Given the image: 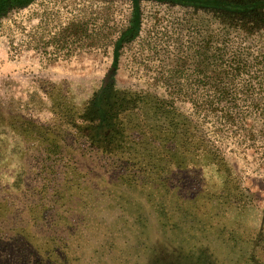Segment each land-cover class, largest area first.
Masks as SVG:
<instances>
[{"label":"rangeland","instance_id":"rangeland-1","mask_svg":"<svg viewBox=\"0 0 264 264\" xmlns=\"http://www.w3.org/2000/svg\"><path fill=\"white\" fill-rule=\"evenodd\" d=\"M179 2L140 0V36L152 22L157 30L171 28L175 36L193 42L234 29L236 43L244 37L238 48L261 62L253 63L250 85L234 80L237 107L232 119L194 120L220 146L231 167L233 181L227 185L235 188L233 202L203 198L196 211L190 201L178 206L170 198L176 189L154 188L158 169L146 160V145L132 147L138 157L126 163L124 154H132L124 148L131 143V130L137 133L136 126H151L154 120L135 119L132 108L110 119L101 111L106 86L118 91L119 98L123 89L146 88L163 95L157 74L161 65L164 73L171 68L169 59H142L136 41L126 53H113L109 34L96 37L104 46L74 48L57 59L50 55L47 40L68 18H91L103 31L124 27L133 17L135 0H0V264H9L8 251L15 264H264V8L242 15L181 7ZM156 13L167 20L158 22ZM239 24L247 30L237 28ZM53 99L66 100L90 120H64V110L52 107ZM177 105L192 113L189 103ZM80 125H85L83 137L75 130ZM43 130L57 132L74 147L93 146L91 159L78 163L87 179L82 190L66 178L62 162L50 166L54 180L46 183L38 152L46 147L45 138L32 137ZM195 177L198 183L185 184L204 190L205 196L219 183L212 166L191 172L190 179ZM53 190L62 195L55 204V198L47 199ZM144 194L150 195V205ZM161 195L168 200H160ZM208 208L211 212L203 214Z\"/></svg>","mask_w":264,"mask_h":264},{"label":"trees","instance_id":"trees-1","mask_svg":"<svg viewBox=\"0 0 264 264\" xmlns=\"http://www.w3.org/2000/svg\"><path fill=\"white\" fill-rule=\"evenodd\" d=\"M178 1H180L181 7L217 8L242 15H247L264 8V0ZM139 3L140 0H135L134 14L132 19L128 21V24L119 28H113L112 25V29L109 28L110 30L107 29L106 31L97 29L91 18L85 20L80 15L68 18L47 40V45L52 47L51 53H49L55 56L53 59H57L58 55L69 54L71 49L74 48L92 46L97 48L104 46L103 44H98L99 42L96 37L99 35H106L107 37V34H109L108 45L112 48L113 53L118 54L117 52H119L120 54L122 49L123 54L126 53V50L131 48L132 42L136 41L139 45L140 57L142 59L149 62L154 59H158L160 62L161 60L165 61L169 59L172 63L171 68L168 66L165 69L166 73H164V65H161L163 71L162 73L159 71V75L157 74V81H161L165 89L163 95L146 88L123 89V98H119L118 91L113 92L110 90V86H106L105 93H102L104 96L101 104H104V101L105 104L100 107L102 108L101 111L106 119H110L117 118V116L121 115L122 111L131 112L129 110L132 108V110H135V119L138 117V119L144 120L145 117H148L150 120H154V122L151 121V126L144 124L141 126L142 128H137L140 125L133 126L137 129V133L131 130L129 134L131 143L124 146L126 150L132 149V154L128 152L124 154L125 157L129 158V161L126 163L138 157V154H136L132 147L146 145L149 148L153 144V148L142 147V150H146V160L152 162L151 166L153 169L154 167L158 169L156 170L158 178L154 180L158 183H156L154 188L169 191L176 189L174 194L170 195V198L174 199L176 203L178 202V206H180V203H189L190 201V209L196 211L197 207H199L198 204H200L198 202L203 198H206L207 201L214 200V203L223 198L224 202L231 204L235 196L233 194L235 189L233 185H227L233 181L229 172L231 171V167L227 163L220 146L194 120H219L222 118L227 119V117L232 119L236 113V111L233 112V109L237 107L236 94L232 89V85L235 84L234 80L239 79L236 84H240L243 81L250 85L249 81L254 73L252 68L253 63L259 65L261 62L238 48V44H241L244 37L236 43L234 41V37L236 36L233 33L234 29L230 31L229 28H225L229 27V23L224 26L226 30L221 32L220 36L216 35L212 37L214 34L210 33L207 39L201 38L196 42L188 38L182 39L183 36H175V31H171V28L164 29L163 31L157 30L154 26L155 22H152V25L148 26L144 36H140L143 20L141 19L142 12H140ZM156 15L158 22L163 23L161 20H167L166 16H164L165 14L158 16L156 13ZM167 16L170 15L168 14ZM178 17L181 20L185 19V15ZM167 24L164 25L167 26ZM181 24L184 25L183 22ZM237 28L247 30L243 24H239ZM183 29L187 31L188 26H184ZM128 59L130 60V58ZM240 77H243V79ZM47 94L52 96L50 91ZM54 100L52 107L64 110V114H61L64 120L89 119V116L84 112H74L75 110H72V105L66 100L58 102ZM96 102L97 100L94 103ZM186 102L191 105V114H186L177 105V103ZM144 107L147 111H142ZM52 113L57 115V117L59 115L54 112V109ZM22 119L31 120L24 117ZM223 121L228 125L230 124L227 120ZM128 124L129 121L124 125L123 131L125 126L126 128L129 127ZM80 126L81 128H76L75 130L79 135L78 137H83L84 134L80 132L83 131L82 128H85V125ZM40 133L33 132L32 137L40 141H44L45 138L46 147L41 148L38 152L40 161H42L41 166L44 169L46 183L54 180V174L50 166L62 162L63 165L61 164V167L65 165L67 168L65 173L68 172V175L66 174V178L75 181L76 188L82 190L87 184V179L85 177L86 173L84 171L80 172L82 168L79 167L78 163L82 158L91 159L88 154L93 153V146L88 144L86 147H74L65 137L60 136L55 131L48 133L43 130ZM88 147L90 151L83 152L85 151L84 148L87 150ZM104 152L105 150H101V153ZM109 153L111 157L112 152L110 151ZM202 166H212L214 175L219 178V183L212 186L210 190H207L206 196L204 190L195 191L192 190L193 186L190 187V185L185 184L189 182L198 183L199 177L190 179V176L191 172H199V168ZM101 181L103 183V180ZM150 181L153 180L150 179ZM56 190H53L50 193V198H47L49 201L51 198H55L52 201L53 204L62 198L61 194L57 195ZM131 192L135 193V195L138 194L133 191ZM88 193L89 195H94V189L92 191V189L88 188ZM108 194L111 198V194ZM109 196L106 195V198ZM149 197V194L144 196L145 200H147L146 202L150 205ZM123 198L128 200V197L124 195ZM159 198L162 201L168 200L164 195H161ZM210 212L211 210L208 208L204 210L203 214H209ZM50 214L48 212L46 216L50 217ZM192 214L190 216L191 220L194 217ZM150 216L151 214L146 215V219L149 223V230H152L154 226L149 222ZM205 217L207 218L208 216ZM204 219L203 217L201 220L204 221ZM8 248L5 247V249ZM11 255L8 251L5 256H7L9 264H15L11 262L12 259L10 260Z\"/></svg>","mask_w":264,"mask_h":264}]
</instances>
